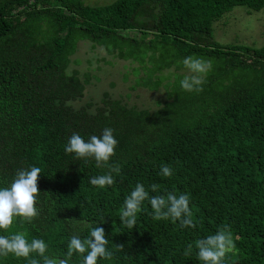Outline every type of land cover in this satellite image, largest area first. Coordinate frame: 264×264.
<instances>
[{
	"label": "trees",
	"instance_id": "obj_1",
	"mask_svg": "<svg viewBox=\"0 0 264 264\" xmlns=\"http://www.w3.org/2000/svg\"><path fill=\"white\" fill-rule=\"evenodd\" d=\"M235 5L258 11L264 0H0V188L19 170L41 169L38 215L15 217L0 236L42 239L45 255L62 259L73 233L84 239L87 225H98L113 256L97 264H203L196 241L228 225L236 248L223 264H264V44H219L211 36L212 23ZM81 40L132 64L130 88L162 87L165 100L140 108L103 91L74 106L90 77L68 71ZM189 56L212 61L202 91L182 89L184 74L163 75L186 69ZM105 128L118 141L108 164L120 172L98 188L90 179L108 167L64 149L73 133L87 142ZM161 165L173 175L160 174ZM137 183L150 197L187 194L196 226L153 219L145 200L128 229L119 216ZM31 258L42 264L37 253ZM0 264L28 259L10 253Z\"/></svg>",
	"mask_w": 264,
	"mask_h": 264
},
{
	"label": "clouds",
	"instance_id": "obj_2",
	"mask_svg": "<svg viewBox=\"0 0 264 264\" xmlns=\"http://www.w3.org/2000/svg\"><path fill=\"white\" fill-rule=\"evenodd\" d=\"M190 75H186L180 81V86L185 91H202L201 85L204 83V76L212 68V61L204 58L189 56L182 61ZM114 130L105 128L101 136L92 135L87 142L78 134L73 133L67 145L65 153H74L80 158H94L96 167L107 166L109 171L90 179V184L98 188L111 186L114 183L113 172L119 173V166L109 165L110 158L115 154L118 141L113 135ZM41 169L32 166L27 170H19L10 187L0 188V229H9L15 217H22L31 222L38 215L36 200L39 195L38 178ZM160 174L165 177L173 175V169L168 165H161ZM151 191H158V186L152 184ZM145 200L151 205L153 219H171L173 222L179 221L180 226L195 227L193 213L189 207V196L187 194L176 195L167 193L166 196H149V192L141 183H137L128 195L120 212L119 220L128 229L136 225L137 213L141 211V205ZM90 234L87 238L73 233L67 244L65 258H50L45 255L48 245L42 239L33 238L31 242L26 239L24 233L19 232L11 236H0V256L14 254L16 257L28 259V264H41L40 260L31 258L30 254L35 252L42 258V264H69L74 253L85 254L81 264H97L98 258L111 259L113 252L106 249L108 240L105 238V231L100 226H90ZM123 245H116V250L122 251ZM188 245L185 255L192 249ZM198 249L197 258L203 264H223L226 254L233 252L236 248L232 232L228 225L220 227L215 234L199 239L195 243Z\"/></svg>",
	"mask_w": 264,
	"mask_h": 264
},
{
	"label": "rangeland",
	"instance_id": "obj_3",
	"mask_svg": "<svg viewBox=\"0 0 264 264\" xmlns=\"http://www.w3.org/2000/svg\"><path fill=\"white\" fill-rule=\"evenodd\" d=\"M111 0H84L91 4H106ZM212 39L219 44H264V9L247 10L242 5H235L212 23ZM69 70H75L82 77L89 74V81L84 86L83 96L74 102V106L88 101H97L103 91L110 96L121 98L128 105L154 109L165 100L162 87L157 90L147 88H130L134 82L132 64L128 61L107 55L101 47L92 46L87 40L78 42L75 53L71 56ZM174 74L190 75L186 69H169L163 71L168 79Z\"/></svg>",
	"mask_w": 264,
	"mask_h": 264
}]
</instances>
